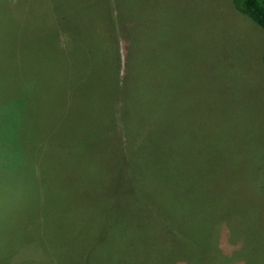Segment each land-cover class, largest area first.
<instances>
[{
  "label": "rangeland",
  "instance_id": "rangeland-1",
  "mask_svg": "<svg viewBox=\"0 0 264 264\" xmlns=\"http://www.w3.org/2000/svg\"><path fill=\"white\" fill-rule=\"evenodd\" d=\"M73 4L88 6L81 19L93 20L101 36V61L113 55L105 44L134 35L151 57L160 54L169 67L184 68L183 87L190 88L171 117L173 140L181 168L192 165L182 180L189 177L204 212L213 214L206 239L215 240L227 264L260 256L264 264V31L230 0H0V38L16 40V48L22 37H41L48 46L43 54L51 52L50 63L43 60L63 74L56 42L67 52L63 21L67 11L65 19L75 21ZM155 68L151 58L148 69ZM67 70V79L37 70L19 87L14 81L0 87V264H55L85 253L82 260L88 248L101 264H127L112 227L116 198L101 190L129 149L119 143L132 146L118 136L116 68L101 62L91 73ZM43 73L50 88L41 86ZM90 118L99 167L83 147Z\"/></svg>",
  "mask_w": 264,
  "mask_h": 264
},
{
  "label": "trees",
  "instance_id": "trees-1",
  "mask_svg": "<svg viewBox=\"0 0 264 264\" xmlns=\"http://www.w3.org/2000/svg\"><path fill=\"white\" fill-rule=\"evenodd\" d=\"M230 1L238 12L264 31V0ZM71 11L75 14L71 19L75 21L71 23L70 19H65L68 11L63 21L69 38L63 46L67 52L63 53L56 42V48L63 56L58 58V64L65 73L48 66L51 52L43 54L48 46L41 37L26 40L22 37L18 41L20 47L13 48L11 43L16 40L10 39L7 43L4 35L0 38V87L12 85L13 81L19 87L25 77L37 70L50 69L58 77L67 79L68 66H73L78 73H91L95 68H101V62L114 64L119 130L123 131L118 136L128 139L132 146L119 143L129 149L117 160L114 179L108 185L103 184L101 190L116 198L117 218L112 227L119 231L125 261L127 264H227L215 248V240L212 242V237L206 239L214 227L210 221L213 214L204 212L203 200L195 192L189 177L184 175L182 180L183 170L192 165L185 164L181 168L183 158L177 153L178 141L173 140L171 117L179 113L190 88L188 85L183 87L182 79L188 77L184 68L169 67L166 57L160 54L153 53L151 57L144 39L134 35H125L127 37H121L120 41L105 44L113 49V55L111 60L101 61V36L96 37L92 30L93 20L87 23L81 19L88 12V6L73 4ZM151 58L156 62L154 70L148 69ZM262 59L264 67V52ZM181 70L185 74L180 73ZM41 76V86L50 88L48 78L44 73ZM12 99L9 93V101ZM93 121V118L87 121L86 131L91 137L83 147L89 148L92 160L98 161L95 167H99L101 149L94 141ZM95 148L97 151L93 154ZM62 162H68V159ZM194 171L196 168H191V172ZM93 184L99 187L101 180ZM96 216L101 223V213ZM86 253L87 257L82 260L85 253L57 259L55 264H90L94 260L101 264V256L95 249L88 248ZM62 255L58 253L56 257ZM22 257L14 255L16 260ZM261 259L260 256L257 262L247 264H261Z\"/></svg>",
  "mask_w": 264,
  "mask_h": 264
}]
</instances>
